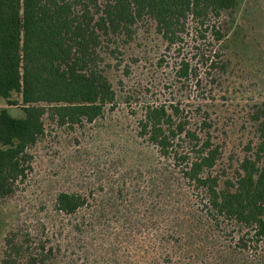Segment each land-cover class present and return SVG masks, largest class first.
Returning <instances> with one entry per match:
<instances>
[{
  "label": "trees",
  "instance_id": "obj_1",
  "mask_svg": "<svg viewBox=\"0 0 264 264\" xmlns=\"http://www.w3.org/2000/svg\"><path fill=\"white\" fill-rule=\"evenodd\" d=\"M256 1L0 0V200L39 151L80 183L42 191L51 226L9 231L0 264H264Z\"/></svg>",
  "mask_w": 264,
  "mask_h": 264
},
{
  "label": "rangeland",
  "instance_id": "obj_2",
  "mask_svg": "<svg viewBox=\"0 0 264 264\" xmlns=\"http://www.w3.org/2000/svg\"><path fill=\"white\" fill-rule=\"evenodd\" d=\"M245 1L246 0H239L240 9L244 6ZM256 4L261 6V4H264V0H257ZM252 16L255 20L252 22L251 29L245 23V27L249 28L248 33L254 39V42L257 41V45L255 49L252 48L253 52L251 53V61L253 59L255 60V74H250V80L253 85V91L251 90V92L255 93L258 97L259 94H261V97L264 98V15L260 12L257 16ZM253 30L254 36H252ZM148 48L157 52L161 46L158 41H149L146 49ZM152 54L153 52L150 51L147 56ZM243 67L244 65L240 66V68ZM247 70L245 69L244 71L246 72ZM143 71H145V69L134 68L133 75L139 76ZM238 75L239 80L244 83V75L241 73H238ZM161 98H164L163 93L161 94ZM9 112L13 116L20 115V111L15 108H9ZM237 131L238 125L231 129L232 134L229 139H226V158L230 155L234 156V154L239 152V142H243V138L240 139L241 137ZM60 154L61 155L57 156L55 159L52 152H48L47 154L45 152L44 155L43 151H39L32 165L33 172L30 180L20 187V190L13 198L0 200V249L2 248L3 237L9 231L18 232L17 234L21 235L27 232L35 235L33 229L39 228V224L47 225L48 230L51 223H49V219L46 218L47 211L45 212V210L49 208L51 198L45 199L46 195L43 194L42 191L47 190L49 185L52 186L53 191L60 189H77V184L80 183L79 180L77 181V168L74 167L73 162L75 158L73 153L62 151ZM57 225L58 221L55 222V226ZM56 238L57 236L55 235L52 239Z\"/></svg>",
  "mask_w": 264,
  "mask_h": 264
}]
</instances>
